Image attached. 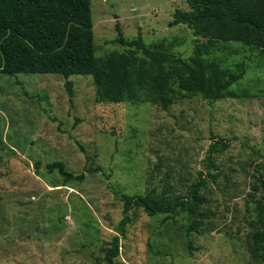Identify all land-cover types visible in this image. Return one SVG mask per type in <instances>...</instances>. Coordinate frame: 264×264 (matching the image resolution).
Wrapping results in <instances>:
<instances>
[{"label": "rangeland", "instance_id": "obj_1", "mask_svg": "<svg viewBox=\"0 0 264 264\" xmlns=\"http://www.w3.org/2000/svg\"><path fill=\"white\" fill-rule=\"evenodd\" d=\"M177 10L191 9L186 0H92L96 56L129 50L114 43L119 25L128 41L141 32L147 45L174 42L188 60L213 38L169 27ZM228 47L224 65L247 66L238 98L184 95L168 110L99 103L89 75L70 77L71 98L62 76L0 73V264H106L122 195L187 197L201 178L192 216L131 211L116 261L264 264L255 252L264 245V54ZM220 140L228 147L211 164ZM55 162L85 181L65 182L47 169Z\"/></svg>", "mask_w": 264, "mask_h": 264}, {"label": "trees", "instance_id": "obj_2", "mask_svg": "<svg viewBox=\"0 0 264 264\" xmlns=\"http://www.w3.org/2000/svg\"><path fill=\"white\" fill-rule=\"evenodd\" d=\"M186 1L191 10H177L169 27L186 25L198 37L210 33L213 38L208 46L198 42L188 60L174 52V42L147 45L141 32L137 39L128 41L119 25L114 43L129 50L97 57L92 0H0V73L62 76L71 98L74 91L70 77L89 75L94 79L99 103L151 102L163 110L184 95L201 96L211 102L238 98L233 87L244 79L247 66L240 62L227 67L223 55L232 52L230 44L264 54V0ZM222 142L212 145L208 156L211 164L213 155L227 149ZM47 169L57 171L65 182L86 179L85 173L68 172L62 162L52 163ZM209 176L217 181L216 175ZM207 184L201 178L190 187L187 197L122 195L123 216L118 235L105 251L106 264H119L116 259L121 239L132 222L131 211L141 208L149 216L183 212L192 216ZM260 184L264 189V179ZM259 251H264V245L255 248Z\"/></svg>", "mask_w": 264, "mask_h": 264}, {"label": "water", "instance_id": "obj_3", "mask_svg": "<svg viewBox=\"0 0 264 264\" xmlns=\"http://www.w3.org/2000/svg\"><path fill=\"white\" fill-rule=\"evenodd\" d=\"M117 18V17H116Z\"/></svg>", "mask_w": 264, "mask_h": 264}]
</instances>
